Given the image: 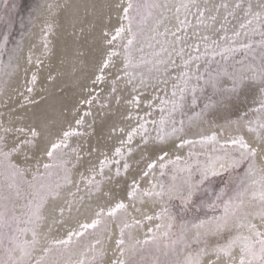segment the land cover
Segmentation results:
<instances>
[{"label":"bare ground","instance_id":"bare-ground-1","mask_svg":"<svg viewBox=\"0 0 264 264\" xmlns=\"http://www.w3.org/2000/svg\"><path fill=\"white\" fill-rule=\"evenodd\" d=\"M7 1L9 4V0L2 2ZM151 2L159 7L153 10L147 20L146 34L137 37L132 65L129 67H125V45L129 33L125 30L120 37L112 39L117 28L127 26L122 16L128 0H29L18 23L5 31L8 40H2L0 46V138H3L0 140V150L7 152L20 140L32 139L29 132L35 128L40 133L34 138L35 143L23 146L20 153H13L11 160L24 169L26 181L32 182L33 174L38 172L44 176V182L50 185L42 195L40 206L36 208L38 219L35 220L34 229L30 228L24 233L25 240L30 243L34 240L35 243L23 264H36L41 257L45 264L48 261L53 264H77V261L85 258L81 255L85 248L89 249L87 256L91 257V248L96 239L101 240L96 248L103 252L102 264H112L114 260L123 259L116 245L123 224L132 225L125 229L126 246L143 241L151 235L148 229L155 230V226L161 223L155 217L164 207V202L159 198H129L127 193L133 180L139 184L141 191H151L152 185L158 186L160 181L166 185L175 183L179 186L188 173L178 169L188 165L192 169L193 182L198 181L197 166L206 163L208 155L223 154L214 153L213 144L201 145L199 142L202 136H210L212 133H216L220 142L215 147L219 149L223 145V150L227 152L233 151V148L225 142L237 135H243L253 147L260 143L254 133L232 123L241 117L255 119L254 109L259 107L260 100L258 81H248L236 93H229L223 91L232 86V81L227 77H221L220 90L200 81L203 91L197 90L196 103H192V95L187 93L183 111L173 116L177 128L181 126L180 121H184V131L168 135L163 141L156 139L162 115L161 100L171 98L176 77L183 71L182 59L177 53L184 47V59L190 54H197L187 47L196 42L192 32L197 25L196 18L188 15L190 26L186 30L181 27L180 21L186 15L182 5L186 0ZM211 2L219 4L221 0ZM227 2L231 5L235 0ZM223 15L224 10L221 9L212 30L220 29ZM242 19L241 12H237L236 18L229 17L228 35L238 28ZM11 29L13 36L8 35ZM201 34H207L206 30L201 29ZM221 35H224L223 30L217 32L214 38ZM177 36L181 37L179 41L176 40ZM241 39L244 43L248 42L247 38ZM252 39L259 41L260 37L256 35ZM254 48L257 53L255 59L249 55L245 63L259 64L258 46L254 45ZM110 53L116 54L110 56ZM105 60L109 61L106 67ZM242 60V53L229 58L226 62L229 71L234 66L239 68L238 62ZM200 63V71L203 72L205 61ZM218 65H225L220 56H216L208 66L215 71ZM33 74L36 75L34 84ZM100 76L102 80L97 79ZM28 88L32 91L29 92ZM134 97H139L138 104ZM205 105L211 106L206 108ZM245 113L247 116H244ZM78 120L82 122L77 124ZM153 121L156 123L153 124ZM144 122H147V142L143 138L145 133L139 128ZM17 129L25 131L19 132ZM133 129L136 131L129 142L128 134ZM67 131H72V135L67 138L66 146L62 145L56 151L55 159L48 157L51 145L64 140L63 134ZM164 131H171L170 122L166 123ZM182 139L194 143L181 145ZM118 148L121 150L120 155L116 154ZM164 153L167 156L161 161L159 157ZM176 157L181 158L179 162L175 165L169 163L176 161ZM117 160L119 165L115 163ZM102 161L105 162L103 174L100 171ZM153 162L154 168L149 169L148 165ZM125 163L129 166L127 171L124 169ZM161 163L168 167L161 169ZM221 163L226 166L227 160L217 162L218 174L198 185L183 213L177 211L184 208L179 194L166 193L165 200H168L169 195L173 197L168 200L171 213L175 216L172 237L176 238L184 232L187 240V247L177 245L179 256L170 254V259L183 261L189 253L196 258L206 246L209 254L200 257V264H209V261L228 264L230 259L232 264H236L238 261V248L233 251L231 258L221 254L217 261L212 254L216 245L227 241L229 233L222 231L217 235L211 231L215 223L213 218L221 216L223 206L220 200L215 198L216 201H209L207 196L213 191L214 182L221 176H231L232 183L238 185V176L243 175L246 167L225 172L220 169ZM44 164L53 165L49 170L50 176ZM117 167L120 168L119 175L116 174ZM255 168L258 175L264 174V150H258ZM145 172L148 175L145 176ZM173 175L176 176L175 181ZM227 182L228 185L222 188L225 190L223 199L235 191L228 187L231 181ZM5 183L0 176V187ZM20 188L21 197L12 199L18 216L26 211L25 195L27 200H33L35 195L26 184L21 183ZM13 191L5 189V194ZM120 200L128 206L126 212L119 217L104 215V225L100 231L93 233L92 229H88L82 237L73 235L72 244L61 245L60 254L57 253L54 241L66 239L69 232L82 231L81 225L96 219L100 209L107 213L108 208ZM212 202H215L214 206H211ZM195 206L204 211L206 216L191 221L189 213L197 211ZM147 216L153 219H145ZM202 220L207 222L203 227H193ZM255 222L259 226V220ZM163 231L161 229L160 233ZM158 242L163 248L165 238L161 236ZM46 249L50 251L46 252ZM20 255V248H16L13 252L16 264H22ZM156 255L155 247L150 245L145 256ZM0 258L7 259L2 247ZM160 258L164 259L162 256Z\"/></svg>","mask_w":264,"mask_h":264},{"label":"snow or ice","instance_id":"snow-or-ice-1","mask_svg":"<svg viewBox=\"0 0 264 264\" xmlns=\"http://www.w3.org/2000/svg\"><path fill=\"white\" fill-rule=\"evenodd\" d=\"M159 5L151 2V0H128L127 6L123 8L122 19L127 21V26L121 25L116 29L115 35L112 37L115 40L120 37L125 30L129 33L126 48L125 67L132 65V53L134 51V44L138 36L146 34V25L149 17L152 16L153 10L158 8ZM185 10V19L180 21L182 29H187L190 26V22L187 19L188 15L196 18L197 27L194 28L192 36L196 37V42L192 45H187L188 48L194 50L195 55H189L184 59L185 48L181 47L178 51V55L182 59L183 71H181L177 77L176 82L173 84L171 98L167 100H161V117L159 121L157 140L163 141L166 136L174 135L184 131V121H180V127H176V121L173 118L177 112H182L185 104V97L187 93L192 95V103L195 104L197 100V90L203 91V87L200 85V81H203L205 85H211L213 89L220 90L221 77H227L232 81L231 88L223 89L225 92L236 93L240 88L246 86V82L258 81L260 90L259 107L254 109L256 116L255 119H245L244 117L238 118L232 122L237 127H245L248 132L254 133L256 139L260 142L258 146L253 147L243 135H237L226 141V144H230L233 151L227 152L223 150V145L219 149L215 145L219 144L216 133H212L210 136H202L200 139L201 145H207L211 143L214 145L213 152H222L220 155H208L207 162L203 165L197 166L199 173V180L193 182L192 169L190 166L185 165L183 169L178 171L187 172L188 176L183 183L177 186L175 183L166 185L163 181H160L159 185H152V190H143L139 188V184L133 180L130 191L127 193L131 199H142L144 196L159 198L164 202V207L160 212L156 214V219L161 223L155 226V230L148 229L151 233L150 236L143 241H136L125 245V229L131 228L132 225L124 223L120 229V238L116 241V245L119 249V253L123 259H117L112 261V264H200V257L208 255L209 251L205 246L197 254L196 258H193L189 253L183 261L178 258L170 259V254L174 257L179 256L177 245L183 244L187 247V240L184 232L173 238L172 228L175 221V216L172 215L171 209L168 206V200L173 197L168 196V200H165L166 193H177L184 205L181 211L187 208V205L191 202L193 195L197 191L198 185L203 184L208 180L210 176L218 174L216 165L217 162L227 160V165L221 163L220 169L225 172L234 171L242 166L244 173L242 176H238V185L233 194L228 195L227 199H223L225 190L221 189V194L217 196V200H220L223 206V212L221 216L213 218L215 223L211 231L219 235L222 231L229 233V238L223 244H218L212 250V254L216 256L218 261L220 255L225 257H232L233 251L239 249V259L236 264H264V174L258 175L255 168V159L258 150H264V0H235L233 4H229L227 0H221V3L215 4L211 0H186L182 5ZM224 10L222 17V23L220 29L212 30V25L216 22L217 17L220 15V10ZM180 7L177 8V11ZM237 12H241L243 19L239 23L238 28L233 30L231 35H228L227 25L229 23V17L236 18ZM201 29L206 30L207 34H201ZM220 30L224 31V35L216 36V33ZM259 35V41H254L252 37ZM247 38L248 42L244 43L241 38ZM181 37L177 36L176 40L179 41ZM111 43V41H109ZM254 45L258 46V58L259 64L245 63L247 57L252 55L255 59L257 53ZM47 45H45L46 47ZM201 46L204 51L201 52ZM236 53H242L244 60L238 62L239 68L233 67L232 71H229L227 67V61L229 58L234 57ZM116 53H110L109 55H115ZM216 56H220L225 61L224 66H219L215 71L210 70L209 64L214 60ZM205 58H210L205 60ZM201 61H205L204 71L201 72ZM39 62V61H37ZM108 60L104 61V66L108 64ZM163 63V61H160ZM173 63H175L173 61ZM195 65L192 67V65ZM249 73H251L249 75ZM127 74V73H126ZM97 79H103L102 76ZM36 81V75L32 76V83ZM115 90V89H113ZM31 92L32 89L28 88ZM136 103H139V97H134ZM167 106V107H166ZM211 105H205L210 107ZM199 115V114H197ZM247 116V113L244 114ZM82 121L78 120L77 124ZM171 124V131L165 132L164 128L166 123ZM146 123H141L139 128L142 129L144 135V141L147 142V127ZM153 124L156 121L152 122ZM19 132H24V129H17ZM136 129L128 134L129 142L132 139L133 133ZM163 133V134H161ZM30 137L32 139L20 140L11 150L5 152L0 150V176L4 178L6 183L0 187V247L4 249L7 259L0 258V264H16V257L13 256V252L16 248H20L21 255L20 261H25L26 257L30 256L31 243L25 240L24 233L28 229H34L35 220L38 219L36 214V208L40 206L42 202V195L50 187V185L44 182V176H41L38 172L33 174V181L29 182L24 179V169L20 168L17 164L13 163L11 157L13 153H20L25 145H33L36 137L40 135L35 128L31 129ZM64 140L57 141L51 145V149L48 150V157L55 159L56 151L62 146H66L67 138L72 135V131L64 132ZM3 138H0L2 140ZM190 140H181V145L193 144ZM131 149H129V152ZM116 154L120 155L121 150L116 149ZM193 155V153H189ZM167 153H164L159 157L161 161ZM180 157H176V161H169L171 164H176L180 161ZM119 165V161H115ZM105 162H101V174H103V166ZM155 162L148 165L149 169L154 168ZM43 167L46 170L48 176L51 175L50 169L52 164H44ZM128 164H124V169L127 171ZM161 169L168 167L167 164L161 163ZM116 174H120V168L117 167ZM144 175H148L147 172ZM164 175V172H161ZM67 179V178H66ZM176 176L173 175V181ZM70 182V181H69ZM26 184L29 189H32L35 193L33 200H27L25 195L26 204L24 207L26 211L22 215H16L15 205L12 203L13 197L19 199L21 197L20 184ZM59 187V185H57ZM158 187V190H157ZM5 189L14 190L11 194H5ZM186 192V194H184ZM35 204V207L33 205ZM127 205L120 200L115 203L114 206L109 207L107 213L104 209H100L97 213V218L93 219L91 223L81 225L82 231L69 232L67 238L64 240L54 241V246L58 254L61 245L69 246L72 244L73 235L82 237L88 229H92L93 233H97L104 225L102 217L104 215L119 217L127 211ZM145 219L151 221L152 216H147ZM259 220V226L255 222ZM167 221V222H165ZM139 224L140 221H134ZM207 222L200 221L199 224L193 225V227L199 229L203 227ZM23 225V227H22ZM164 229L162 233L160 230ZM186 231V229H185ZM160 233V235H158ZM33 237H35V231L33 230ZM129 240L131 239L130 233ZM165 238L163 248L159 244L161 238ZM200 233H197V242H199ZM101 244L100 239H96L93 242L91 251V257L87 256L89 249L85 248L82 252V256L85 258L77 261V264H102L103 252L96 248V245ZM152 245L155 247L158 255L152 257H146L145 253L148 247ZM50 251V250H45ZM164 257L162 260L160 257ZM36 264H45L44 258L36 261ZM48 264H53L52 261H48ZM209 264H214L213 261H209ZM228 264H232V260L228 261Z\"/></svg>","mask_w":264,"mask_h":264},{"label":"rangeland","instance_id":"rangeland-1","mask_svg":"<svg viewBox=\"0 0 264 264\" xmlns=\"http://www.w3.org/2000/svg\"><path fill=\"white\" fill-rule=\"evenodd\" d=\"M3 0H0V46H1V41L2 40H8V37L5 35V31L6 30H10L11 26H15L20 18V14L23 13V11L25 10V8L28 6L29 0H9V4L8 1L2 2ZM8 28V29H7ZM14 32L10 31V33L8 35L13 36ZM232 177L229 176L228 178L224 176H221L217 181L214 182V189L212 192H210L207 196V198L209 199V201H216L217 200V196L220 195L221 189L224 186H227L228 183L227 181H231V183L229 184V188L231 189H236V183H232ZM196 193V192H195ZM216 198V200H215ZM208 201V204H209ZM214 206L215 202H212ZM194 209H197V211H194V213H189L190 214V220L191 221H195L197 219H202L203 217L206 216L205 213H203L204 211H202L201 209L197 208L196 206L194 207ZM186 210V209H185ZM179 212V214L183 213V211L181 210H177ZM183 215V214H182ZM225 237V236H224ZM220 241V239H219Z\"/></svg>","mask_w":264,"mask_h":264}]
</instances>
